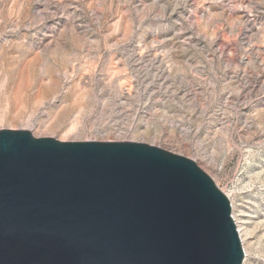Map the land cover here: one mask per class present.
<instances>
[{"label": "rangeland", "instance_id": "374dc122", "mask_svg": "<svg viewBox=\"0 0 264 264\" xmlns=\"http://www.w3.org/2000/svg\"><path fill=\"white\" fill-rule=\"evenodd\" d=\"M0 129L192 159L264 264V0H0Z\"/></svg>", "mask_w": 264, "mask_h": 264}, {"label": "water", "instance_id": "95a60500", "mask_svg": "<svg viewBox=\"0 0 264 264\" xmlns=\"http://www.w3.org/2000/svg\"><path fill=\"white\" fill-rule=\"evenodd\" d=\"M226 194L137 141L0 129V264H242Z\"/></svg>", "mask_w": 264, "mask_h": 264}, {"label": "bare ground", "instance_id": "6f19581e", "mask_svg": "<svg viewBox=\"0 0 264 264\" xmlns=\"http://www.w3.org/2000/svg\"><path fill=\"white\" fill-rule=\"evenodd\" d=\"M75 127L74 126H71L69 129H68V131H71L72 129H74ZM126 141V140H125ZM232 217H233V215H232ZM233 219H234V217H233ZM238 230V232H239V235H240V238H241V234H240V230H239V228L237 229ZM242 240V239H241Z\"/></svg>", "mask_w": 264, "mask_h": 264}]
</instances>
